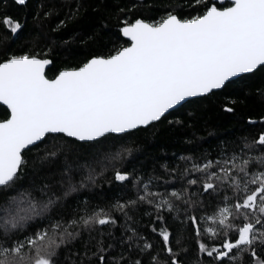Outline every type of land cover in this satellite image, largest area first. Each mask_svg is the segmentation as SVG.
Wrapping results in <instances>:
<instances>
[{
	"label": "snow or ice",
	"instance_id": "6c2138e0",
	"mask_svg": "<svg viewBox=\"0 0 264 264\" xmlns=\"http://www.w3.org/2000/svg\"><path fill=\"white\" fill-rule=\"evenodd\" d=\"M28 4L0 0V264H264V0Z\"/></svg>",
	"mask_w": 264,
	"mask_h": 264
},
{
	"label": "trees",
	"instance_id": "16d2710c",
	"mask_svg": "<svg viewBox=\"0 0 264 264\" xmlns=\"http://www.w3.org/2000/svg\"><path fill=\"white\" fill-rule=\"evenodd\" d=\"M128 0H97L98 5H104L101 9L105 16H109L114 14L115 5L121 4L122 6L126 4ZM35 7V0H29V4L24 6L23 8H13V12L20 18H24L27 15V22L29 27H36L35 21L32 19L33 8ZM62 18V17H61ZM56 21L51 22V26H55ZM115 20H111V24L113 26V31L115 30ZM73 25H69V28H73ZM4 30V26L0 25V32ZM45 32H49V26L46 24L44 29ZM71 35L70 32L67 33H49V38L52 40H56L57 43L61 39H67L68 36ZM72 50L75 53V56L72 58L73 60H79L81 58V53L83 49L78 46V43H74L71 45ZM63 55V54H62ZM60 61H57L55 66H49V74L56 70ZM3 111V106H0V112ZM248 113L246 110L241 109L240 112L236 116H232L231 114H224L222 116L218 115L215 112L209 113V124L206 129H200L197 131V135L206 136L209 132L215 133L217 135H223L225 130L232 129L235 135H241V132L235 131L236 127H239L238 121H246L248 119ZM250 115L253 119L259 120L262 115H264V109L255 108L250 112ZM139 144L142 149L146 150L149 158L152 157H161L165 153L171 154V152L175 151V147L172 143L165 141L162 138H153L152 136H146L145 134H141V138L139 140ZM208 147L207 144L204 145ZM143 159V157H141Z\"/></svg>",
	"mask_w": 264,
	"mask_h": 264
}]
</instances>
